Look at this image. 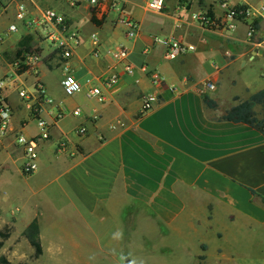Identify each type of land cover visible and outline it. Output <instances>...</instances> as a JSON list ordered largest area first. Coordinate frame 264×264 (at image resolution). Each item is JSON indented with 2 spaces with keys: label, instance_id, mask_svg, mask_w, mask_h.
<instances>
[{
  "label": "crops",
  "instance_id": "1",
  "mask_svg": "<svg viewBox=\"0 0 264 264\" xmlns=\"http://www.w3.org/2000/svg\"><path fill=\"white\" fill-rule=\"evenodd\" d=\"M74 1L79 7L80 1ZM180 1H173L174 14L168 12L166 6L157 14L163 18L157 30L164 37L175 38L195 48L176 60H168L175 61L172 68L179 72V81L173 77L166 80L157 64L147 56L148 46H156L153 43L156 35L144 31V19L137 13L136 3L124 0L125 13L140 26L137 36L130 41L118 36V25L108 17L92 21L85 7L84 17L92 24L89 38L92 34L98 38L99 57L92 56V47L85 52L79 45L67 62L69 71L82 84L85 103L66 107L51 97L54 104L43 106L38 117L49 124L50 137L39 146L38 173L25 175L21 172L22 152L15 143V135L19 132L32 137L38 134L30 108L34 102L13 103L14 92L4 91L11 108V123L8 133L0 137V166L11 184L7 191L9 199L31 205L33 214L28 223L37 218L40 241L41 222L49 207L53 214L59 210L79 218L85 226L83 252L68 235L66 239L72 242L64 248L59 245L56 252L50 248L54 252L52 256L64 255L75 262L81 255H97L94 252L97 249L109 258L111 253L103 250L100 243L104 239L129 240L138 233L148 240L159 235L164 239L168 231H189L198 240L199 263L208 261L206 252L210 248L217 264H264V204L260 199L264 198V132L245 124L216 120L238 101L264 89V58H260L264 56V13L257 18L258 29L251 40H247V21L238 22L232 30L210 31L189 20V13L198 10L209 11L214 17L221 16L219 0ZM257 1L259 5L255 0H228L231 6L246 5L253 9L264 3V0ZM5 3L6 0H0V5L5 6ZM24 3L32 14L45 8L65 14L76 27L73 16L66 13L76 5L71 7L68 0H24ZM238 27L243 29V34L237 32ZM26 35L28 32L24 31L20 39ZM20 39L14 43L8 39L0 42V78L22 76L15 77L12 66ZM113 44L124 45L129 55L137 53L145 58L134 63L128 57L133 64L132 73L124 74L120 70L118 82L106 89L100 86L99 79L112 70L113 62L106 52ZM206 58L211 59L210 65ZM256 59L254 77H241L238 70ZM142 64L159 74L161 86L153 84L149 76L140 72ZM54 66L62 72L61 82L64 72L55 50L42 59L39 68L42 82L40 69L50 70ZM88 80L91 83H87ZM205 80L215 86L205 91L216 102L215 109L206 108L202 102L200 88ZM91 85L101 87L105 103L92 105L93 99L86 98V90ZM157 93L161 95L159 103L141 114L142 97ZM234 97L238 101H234ZM23 107L34 118L32 133L27 131L32 122L22 114ZM76 107L82 109V116L65 115L55 120L59 109L69 112ZM254 111L261 117L259 106ZM65 119L71 124L70 128H66ZM79 125L87 128L83 136L75 133ZM62 139L67 141V150L58 153L56 146ZM17 161L20 162L18 167ZM15 186L18 192L20 188L25 189L23 197L16 195ZM111 225L121 227L110 232ZM207 240L214 244L209 247ZM108 261L118 264L114 258ZM70 262L67 259L62 264Z\"/></svg>",
  "mask_w": 264,
  "mask_h": 264
},
{
  "label": "built area",
  "instance_id": "2",
  "mask_svg": "<svg viewBox=\"0 0 264 264\" xmlns=\"http://www.w3.org/2000/svg\"><path fill=\"white\" fill-rule=\"evenodd\" d=\"M87 4L88 12L91 20L103 21L110 14L116 17L113 19L114 24L125 28V36L128 39H133L137 36L140 26L138 22L129 18L125 13L124 0H84ZM71 7H75L76 1L68 0ZM219 8L222 12L221 16H210L209 11L198 10L189 13V20L197 24L200 28L215 31V30H232L235 24L241 21H247L246 39L251 40L253 31V21L260 17V13L264 11V3L258 8L253 9L246 5L231 6L228 0H219ZM9 6L14 7V18L20 22L22 28L32 35L34 41L37 43L44 39L54 46V50L59 54L61 59L62 70L64 76L60 82L62 92L67 97H72L82 91V84L69 71L67 62L73 56L74 51L81 44L80 34L76 27H74L64 15L56 12L51 8L40 10L36 14H32L24 0H6L5 6L0 5V9L5 11ZM181 7H186L182 5ZM165 9V0H147L145 3V10L148 13L160 14ZM93 21V20H92ZM18 27L11 23L6 29L7 33L17 32ZM92 43L91 54L94 58L99 57L98 41L95 34L90 36ZM2 38L0 37V42ZM153 43L161 46L164 50V57L167 60H176L181 56L191 53L195 50L193 45L186 44L171 37H153ZM106 55L110 57L113 62L111 72L99 79L100 86L109 89L113 87L119 79V71L124 74L132 73V65L128 61V49L120 44L109 49ZM41 49L38 44L31 45L28 51L22 52L13 62L12 66L15 69V77L20 75L30 74L33 77L31 83L32 92H28L21 87V83L13 76H3L0 78V137L5 136L10 128L11 123V108L4 97V91L12 90L21 100L32 101L30 106L33 115L36 119L38 134L36 136H27L21 132L15 135V143L22 152L23 163L21 165V172L25 175H31L40 171L39 166V146L42 142L47 141L50 137L49 124L39 118V114L43 110L44 105H53V99L47 94L44 83L39 78V68L42 63ZM118 69V70H117ZM140 72L149 76L151 82L155 85L161 86L162 79L155 71L148 70L147 66L142 64ZM87 83H91L88 80ZM99 85H91L86 90V98L93 99L99 104L106 102V97L103 94ZM214 84L210 80H205L200 88V93H205L207 90L214 89ZM171 92L174 89L169 88ZM161 99L160 94H149L142 97L141 114L151 110L159 103ZM65 115L72 117H80L83 115L81 108L76 107L71 111L59 109L55 114V120L62 119ZM95 119V118H93ZM78 136H83L87 133V128L79 125L75 129ZM67 150V141L60 140L57 143L56 151L64 153Z\"/></svg>",
  "mask_w": 264,
  "mask_h": 264
},
{
  "label": "rangeland",
  "instance_id": "3",
  "mask_svg": "<svg viewBox=\"0 0 264 264\" xmlns=\"http://www.w3.org/2000/svg\"><path fill=\"white\" fill-rule=\"evenodd\" d=\"M78 1H80V6L78 7V5H76L75 8H67L68 11L66 13H69L71 16H73V21L80 34V46H82V48H84L86 52L92 47V43L89 38L92 24L88 19L84 17L85 7L87 6L86 2L84 0ZM131 1L132 3L137 4L136 11L139 16H142L144 19V31L147 34L150 33V35L153 36L156 35L158 37H164V34L157 30V27L162 23L163 18L160 15L145 12L143 10L145 0ZM173 1L174 0H167V3L165 4L168 12L173 11ZM255 2L258 3L257 0H255ZM183 14L187 16L186 12H184ZM115 17L116 16L114 14H110L108 20H113L115 19ZM11 23L15 24L18 27L17 32H6V29ZM24 31L25 30L20 25V22L16 21L14 18L13 6H9L5 11L0 9V37L2 38V40L8 39L9 42L14 43L17 39H20ZM116 32L118 36L123 38L124 40H132L125 37L124 27L118 25L116 28ZM237 32L243 34V29L241 27H238ZM36 44L37 41L35 45ZM38 45L41 49V57H45L49 52L54 50V46L44 39H41V41L38 42ZM116 46L117 45L113 44L112 46H109V48L112 49ZM148 48H150V50L147 53V56L150 57V61L152 63L157 64V69L160 73H162L163 77L166 80L170 77H173L174 79L179 81V72L172 68V62L175 61L170 62L164 57V53H162L163 48L158 45L152 47L148 46ZM128 57L130 61H134V63L140 61L142 58H145L144 55H140L137 53H133ZM260 58H264V56ZM205 60H207L206 63L209 65L212 62L210 58H206ZM257 64L258 60L256 59L253 63L249 64L253 65L252 68H250L251 66L249 65H247L246 67H241L238 70V74L241 77H254V70L256 69L255 67L257 66ZM61 73V70L57 66H54L50 70L45 68L40 69V77H42L45 89L50 97L66 107L72 106L74 103H85L86 100L84 99L81 92L72 97H67L62 93L60 87ZM170 73H172L173 75H171ZM32 81L33 77L30 74H24L23 76L17 78V82H20L21 87L26 89L28 92H32ZM25 101L26 100H21L20 98H18L16 93L12 94L11 102L22 103ZM91 104L97 105L98 103H95V101L92 100ZM22 114L28 121H30V123L32 122L29 125L27 131L30 133L34 132V118L32 117L31 113H29V111L27 110H24L23 107ZM64 122L65 124L67 123L66 128H70L71 124L69 123L68 119H65ZM51 146L52 144L47 146L46 150L48 151ZM10 150L11 148H9V151ZM17 155L18 153H15V156ZM1 164L2 161L0 156V165ZM16 165L18 167L20 165V162L17 161ZM9 183L10 181L6 176V171H4V168L0 166V229L7 226L11 230L9 238L4 242L2 248L0 249V256H4L8 260L9 264H62V261H66L67 259L72 261L69 264H115L113 261H108V259L113 258L118 261V264H217L213 261V258L211 256L213 252L210 248L206 252L208 261L206 263H199V261H197V255L201 253L199 245L197 243L198 240L195 239L193 233L189 231H184V233H175L173 231H168L166 232L164 239L162 238L163 236L159 235L153 240H148L146 239V236L144 234L139 233L137 235H132V239L129 240L119 239L117 241H109L104 239L100 243L103 245V250L111 253L112 256H110L109 258L108 256H102L103 254L100 253V251H98L97 249H95L94 251L97 255H81L80 257L76 258L77 261L75 262H73V258L64 255L52 256L51 254H54V252H56L55 249H57L59 245L64 248V246H66L68 242H72L70 239H66L68 235L73 237V239L75 240L74 242L79 245V251L83 252L85 226L81 223V220H79V218L69 216L60 212L59 210H57L58 213L55 212L53 214L50 207L46 211H44L45 214L43 216V222H41L40 228V231L42 232L41 245L44 253L39 258L34 259L32 257L33 249L29 246L22 235L24 228L28 223V220L33 214L30 210L31 205L25 203L24 201L20 202L21 205L19 201L12 202L9 199L7 192L11 188V184ZM14 190L16 195L23 197L22 195H24L25 189L22 190V188H20L21 192H18L17 186H15ZM119 227H121V225H111L110 232H112L113 229H118ZM126 227L129 228L128 225H126ZM117 236L123 238V236H120L119 233H117ZM207 241L209 247L210 245L214 244L211 240ZM50 248H52L54 252H51V250H49ZM120 259L121 261L119 262Z\"/></svg>",
  "mask_w": 264,
  "mask_h": 264
},
{
  "label": "trees",
  "instance_id": "4",
  "mask_svg": "<svg viewBox=\"0 0 264 264\" xmlns=\"http://www.w3.org/2000/svg\"><path fill=\"white\" fill-rule=\"evenodd\" d=\"M181 0L180 2H182ZM211 16V14H210ZM95 21L94 19H92ZM96 22V21H95ZM258 29V19L253 21V31ZM254 35V34H253ZM34 38L32 35H26L22 37L17 45L19 47L16 56L18 57L22 52L28 51L33 43ZM23 50V51H22ZM201 99L204 106L208 109H215L217 104L214 100L210 99L205 93L201 94ZM234 101H238L237 97L233 98ZM259 106L261 109V117H257L254 108ZM217 121H225L231 123H241L245 124L256 131L263 133L264 132V89L258 90L252 93L247 99L243 101H238L231 108L226 110L221 114ZM250 192L257 197H260L256 192L250 190ZM262 203L264 204V198L260 197ZM10 228L5 226L0 229V249L2 248L4 242L10 236ZM23 237L33 249L32 257L34 259L39 258L42 255V246L39 236V225L37 218L34 217L28 225L25 227ZM0 264H9L8 260L4 256H0Z\"/></svg>",
  "mask_w": 264,
  "mask_h": 264
}]
</instances>
